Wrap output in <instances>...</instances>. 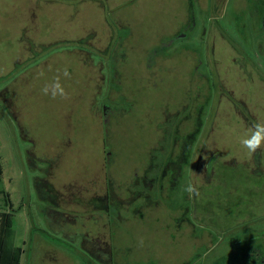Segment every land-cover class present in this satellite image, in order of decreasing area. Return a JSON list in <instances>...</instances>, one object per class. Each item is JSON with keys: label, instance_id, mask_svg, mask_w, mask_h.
I'll return each mask as SVG.
<instances>
[{"label": "rangeland", "instance_id": "rangeland-1", "mask_svg": "<svg viewBox=\"0 0 264 264\" xmlns=\"http://www.w3.org/2000/svg\"><path fill=\"white\" fill-rule=\"evenodd\" d=\"M256 8L264 16V0H0L7 264H264V147L240 144L264 122ZM65 67L67 98L43 95ZM110 180L108 214L91 200Z\"/></svg>", "mask_w": 264, "mask_h": 264}, {"label": "clouds", "instance_id": "clouds-1", "mask_svg": "<svg viewBox=\"0 0 264 264\" xmlns=\"http://www.w3.org/2000/svg\"><path fill=\"white\" fill-rule=\"evenodd\" d=\"M70 72L65 67L63 70L57 69V74L52 80L46 83L41 92L45 96H50L52 99L67 98L68 93L61 82V76L70 78ZM241 146L248 151L249 154L256 153L257 150L264 147V122H257L249 129L248 135L240 140ZM185 191L191 197L193 194H198V189L195 185L189 183Z\"/></svg>", "mask_w": 264, "mask_h": 264}, {"label": "trees", "instance_id": "trees-1", "mask_svg": "<svg viewBox=\"0 0 264 264\" xmlns=\"http://www.w3.org/2000/svg\"><path fill=\"white\" fill-rule=\"evenodd\" d=\"M81 43V42H80ZM189 139V140H188ZM185 142L184 144H182V147L184 149H187V147L189 146V144H185L186 142H189L190 141L192 142L191 140V136L188 135L187 137H185ZM191 144V143H190ZM187 157V154L186 152L181 154L178 156V160H184L185 158ZM173 168H172V173L174 175V177H177L178 174H179V171H181V165L178 164V166H175V165H172ZM158 178L155 179V177H152L150 180L148 179H143V180H148L150 182V186H152V183L157 181ZM136 185H138L139 181H135ZM113 184L110 181H108V189L106 191L105 194L103 195H98L96 196L95 198H93L91 201L94 203H96L97 205V208L100 209V210H106V212L108 214H110V207H109V202L111 200V197L113 196L115 199H117L116 197H118L119 199V195H117L114 191H113V188H112ZM41 188L43 187L44 190L47 189L46 193L49 192L50 195L46 196L50 199V201L54 204V205H61L62 203H64L62 200H64L66 198V195L61 193L60 191H57L56 188L54 187V185L50 182H46L44 181L43 183H41ZM63 197V198H62ZM58 198V199H57ZM60 201V202H59ZM111 204V203H110ZM102 206V207H101ZM7 222V221H6ZM6 227L4 229V232H6ZM111 252V250H109ZM8 258H4L0 255V260H1V264H7L6 261H7ZM99 261L100 258L98 259ZM11 264V263H10ZM14 264V263H12ZM16 264V263H15Z\"/></svg>", "mask_w": 264, "mask_h": 264}, {"label": "flooded vegetation", "instance_id": "flooded-vegetation-1", "mask_svg": "<svg viewBox=\"0 0 264 264\" xmlns=\"http://www.w3.org/2000/svg\"><path fill=\"white\" fill-rule=\"evenodd\" d=\"M250 26L257 32V35L261 37L260 42L254 44L258 46L262 53H264V16L259 13L258 8H256L255 12H251L249 15Z\"/></svg>", "mask_w": 264, "mask_h": 264}]
</instances>
